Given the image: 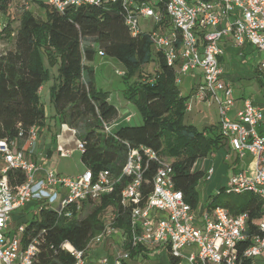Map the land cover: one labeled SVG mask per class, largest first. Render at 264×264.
Returning <instances> with one entry per match:
<instances>
[{
	"label": "built area",
	"instance_id": "obj_1",
	"mask_svg": "<svg viewBox=\"0 0 264 264\" xmlns=\"http://www.w3.org/2000/svg\"><path fill=\"white\" fill-rule=\"evenodd\" d=\"M10 3L11 0L9 7ZM31 3L61 13L68 8L119 3L131 35L141 32L139 17L152 18L154 24L167 20V31L151 32L152 50L160 53L174 70L176 84L180 76L191 75L196 69L201 71L202 83L195 90L196 98L210 97L216 104L220 133L230 150L240 159L251 156L255 160L253 174H233L223 191L233 195L250 193L264 202V135L259 133L263 114L250 100H244L236 118L229 119L228 112L234 106L233 89L223 79L219 62L220 43L230 35L236 47L249 44L262 54L259 70L264 75V0H156L151 6L146 0H22V8L14 9V14L28 12ZM185 111H190V105L185 106ZM131 117L129 114L125 121ZM112 128L113 124L104 125L105 133L110 134ZM37 140L35 126L20 130L16 138L0 140V264H35L40 240L33 237L24 244L25 226L13 223V216L28 211L29 204L41 201L33 215L46 208L59 217L72 219L80 216L86 202L111 193L122 179H126V184L120 192V202L131 207L128 242L132 248L166 253L185 264H236L240 258L250 264H264V220L257 224L256 233L249 236L245 214L233 216L224 208L193 210L175 189L169 165L160 163L143 199L149 184L143 177V158L158 161L152 150L129 149L118 176L106 170L93 174L84 167L81 174L66 177L48 169L45 161L37 163L28 157L27 151L32 155ZM75 146L80 154L84 152L78 138ZM9 171L22 172L25 181L12 187L7 177ZM213 173L214 169L208 168L205 179L209 180ZM113 220L111 212L103 229L90 238L84 250H76L67 241L60 249L74 258V264H86L94 249L117 236L120 250L113 257V264L126 263L131 258L123 249L127 239L113 227ZM247 241L249 244L243 247ZM99 264H109L108 258H102Z\"/></svg>",
	"mask_w": 264,
	"mask_h": 264
},
{
	"label": "trees",
	"instance_id": "obj_2",
	"mask_svg": "<svg viewBox=\"0 0 264 264\" xmlns=\"http://www.w3.org/2000/svg\"><path fill=\"white\" fill-rule=\"evenodd\" d=\"M9 2L0 0V12L6 11ZM44 14V19H39L24 12L15 31L14 49L0 56V140L16 138L20 130L44 126L46 117L38 92L51 77L49 69L57 67L56 79L49 88L53 118L74 130L83 143L82 165L93 174L106 170L118 176L129 149L148 148L157 154L158 161L143 158V177L149 182L143 199L157 168L164 163L172 168L175 189L193 210L197 209V186L204 174L193 168L198 160L222 150L224 139L219 125L198 130L184 123L186 98L180 95L174 70L160 53L152 50L151 32L131 35L119 3L68 8L62 13L46 7ZM8 27L9 24L2 26L0 34L8 33ZM97 56L112 58L122 65L121 77L126 86L123 97L140 114V126H115L110 134L105 133L104 125L113 124L118 111L108 102V93L95 87ZM150 64H154V72L143 74L142 68ZM136 75V80L131 81ZM258 85L264 92V80ZM259 133L264 135L261 128ZM7 177L12 187L25 181L20 171H9ZM125 184L126 179H122L111 193L86 202L79 217L66 219L46 208L29 217L13 216L18 217L15 224L25 226L24 244L33 237L40 240L35 264H74V258L60 249L61 244L67 241L76 250H84L90 238L103 229L109 209L114 214L113 227L126 236L124 251L130 257L137 256L141 248H132L128 242L131 207L120 202ZM263 204L250 193H225L222 198H213L206 208H224L233 216L245 214L251 236L264 220ZM248 244L249 241L242 246ZM168 258L169 264L179 263ZM236 264L250 262L240 258Z\"/></svg>",
	"mask_w": 264,
	"mask_h": 264
},
{
	"label": "crops",
	"instance_id": "obj_3",
	"mask_svg": "<svg viewBox=\"0 0 264 264\" xmlns=\"http://www.w3.org/2000/svg\"><path fill=\"white\" fill-rule=\"evenodd\" d=\"M152 28H154L155 30H150L149 32L156 31L158 33H162L170 28V24L168 23L167 20L163 19L162 22L154 24ZM220 47L222 49V55L221 57H219V62L223 69V79L230 83L233 90H234V85L236 86L238 85L237 89L239 90L238 95H236L235 90L233 91L234 106L228 112L229 119L234 120L236 118L237 112L242 108L243 101L250 100L254 105L260 108L262 111L263 123L261 125V129L263 130L264 133V95H263L264 92L258 85V81L264 80V75L259 70V63L260 60L262 59V54L257 52V50L249 44H244L241 47H236L230 35L223 38V40L220 43ZM99 58L104 59L105 57L99 56ZM187 77H189L192 80V88L190 89V92L186 97H184L180 92V95L186 98L185 104L190 105V111L185 112V116L187 114L188 117L185 119L184 116V123L186 125L193 126L198 130L209 128L211 126H216V125L218 126V122H219L218 110L213 100L210 97H206L202 100H198L195 96V90L197 86L200 83H202L201 71L199 69H196L193 72V74ZM120 78L122 80L121 76ZM50 79H52V77H50ZM53 79L54 80H52V85L54 84L56 76H54ZM248 90H251L253 92L251 94L246 93V91ZM42 91H43V85L40 87L38 92L39 102ZM118 101L120 100L118 96H116L115 102ZM108 102L111 105H113L118 111L117 106L113 104L112 100L109 98V94H108ZM40 104L44 109L43 104L41 102ZM51 114L52 115H50L49 113L50 116L49 120H47L48 117L45 114L46 119L44 122V126L42 127L37 126L38 140H37L36 148L32 152V155L29 154L27 151V155L31 160L36 161L37 163H41L42 161H45L46 167L48 169L55 171L57 174L61 176H65L63 172H59L57 168V163H54V160H56V155H58L59 157H63L68 154H71L74 151V149L70 148V146L75 144V140L77 139V137L73 134V131L69 129L66 125L58 124L57 122H55L53 118L54 112L52 106H51ZM128 115L129 114H127L126 108L122 107L121 112L119 113L118 111V116L113 123V127L125 126L129 122V121L128 122L125 121V117ZM222 150L231 151L226 141H224V147ZM216 155L217 154H214L213 157L215 158ZM233 155H234V161L237 165L240 164V161L241 162L246 161V163L244 167L245 169L244 168L238 169L234 171L232 175L236 173H243L246 175L253 174L255 169V160L253 157L247 156L244 159H240L234 153ZM249 165L253 166V169L250 173L247 170L249 169L248 168ZM83 170H84V166H83ZM32 204L34 206L31 207L28 206L27 207L28 211L26 210V212L23 213L21 216L23 215L28 217L33 216L32 213L37 208V205L35 203ZM28 212L30 213L28 214ZM116 241H118L117 236L113 237L110 240H107L105 243L94 249L87 257L86 264H99V261L102 258H108L107 252H109V250H112ZM154 253L155 251L152 252V254ZM108 261L109 264H113V257L108 258Z\"/></svg>",
	"mask_w": 264,
	"mask_h": 264
},
{
	"label": "rangeland",
	"instance_id": "obj_4",
	"mask_svg": "<svg viewBox=\"0 0 264 264\" xmlns=\"http://www.w3.org/2000/svg\"><path fill=\"white\" fill-rule=\"evenodd\" d=\"M148 4L155 5L156 0H146ZM22 8V0H11L10 7H6V11L0 12V27L5 24H9V27L6 30H9L8 33L0 34V56L4 55L8 51H12L14 49V35L15 31L18 29L20 24V16H16L15 10H20ZM46 7L40 3H31L29 12L33 17L44 19ZM154 25V21L152 18L144 19L142 17L138 18V26L141 32H149ZM45 61V58H43ZM46 64V62H45ZM47 66V64H46ZM48 68V67H47ZM56 68L50 70V74L52 79L48 80L43 84V91L40 95V102L44 106L45 114L49 120L51 114V105L49 102V87L52 85V80H54V76H56ZM154 64H150L149 66H145L142 68V73L147 74L154 72ZM123 71V67L120 63L112 58L105 57L104 59H100L97 56L95 60V73H94V84L97 90L102 92H107L109 94V98L112 100V103L115 104L118 108L119 113L122 110V107L126 108L127 114H130L132 117L130 121L126 124L128 126L137 127L142 124V119L137 109L127 101L123 99V92L126 88L125 84L122 82L120 75L118 72ZM124 72V71H123ZM189 75L180 76L179 82L176 84L181 94L186 97L192 88V80L187 77ZM137 75L131 81L136 80ZM256 86V85H255ZM238 85H234V90L236 95H238L239 90L237 89ZM255 88V87H254ZM233 90V91H234ZM253 91L248 90L246 93L251 94ZM248 94V95H249ZM116 96H118L119 100L116 101ZM188 117L186 114L185 119ZM53 123V122H52ZM125 125V124H124ZM70 148H73L74 151L71 154H68L63 157H59L56 155V160L54 163H57V168L59 172H63L67 177H75L79 173L83 171V166L80 161V154L76 149L75 144L71 145ZM217 154L214 158L213 155ZM246 161H240V164H236L234 161V155L229 150H220L219 152L211 153L208 158H202L197 161L193 170L202 171L204 176L199 182L197 186L198 193V206L197 210L203 211L206 209V205L210 203L213 198H222L226 193L225 190L221 191V188H224L227 184L228 179L232 176V173L238 169L245 167ZM212 167L214 169L213 176L207 180L205 179V172L208 168ZM248 172L250 173L253 169V166L249 165ZM245 169V168H244ZM36 203V202H35ZM37 204H41V201L38 200ZM57 208V204L53 205ZM112 211L109 209L104 215V222L107 221L110 213ZM30 212H28L29 214ZM27 214V215H28ZM18 220V217L13 218V223L15 224ZM120 250V245L118 241L115 242L112 250L107 252V257H114L115 254ZM152 250L142 251L137 256H132L126 264H169V258L166 253L160 254H152ZM178 264H185L184 262H180Z\"/></svg>",
	"mask_w": 264,
	"mask_h": 264
}]
</instances>
